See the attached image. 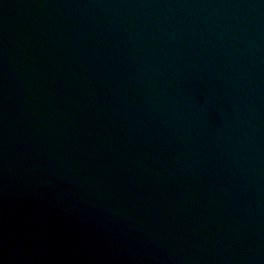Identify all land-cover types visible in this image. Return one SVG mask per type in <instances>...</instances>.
<instances>
[{"label": "water", "instance_id": "1", "mask_svg": "<svg viewBox=\"0 0 264 264\" xmlns=\"http://www.w3.org/2000/svg\"><path fill=\"white\" fill-rule=\"evenodd\" d=\"M0 58L60 144L213 264H264V0H0Z\"/></svg>", "mask_w": 264, "mask_h": 264}]
</instances>
